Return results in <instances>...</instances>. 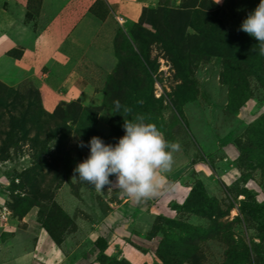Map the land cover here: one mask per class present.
Instances as JSON below:
<instances>
[{
	"label": "rangeland",
	"instance_id": "obj_1",
	"mask_svg": "<svg viewBox=\"0 0 264 264\" xmlns=\"http://www.w3.org/2000/svg\"><path fill=\"white\" fill-rule=\"evenodd\" d=\"M145 2L136 21L110 19L116 61L91 64L89 102L57 103L91 114L54 118L34 79H0L25 93L0 99V264H264V54L240 28L259 0ZM136 117L179 144L157 193L81 180L91 137L115 144Z\"/></svg>",
	"mask_w": 264,
	"mask_h": 264
},
{
	"label": "crops",
	"instance_id": "obj_2",
	"mask_svg": "<svg viewBox=\"0 0 264 264\" xmlns=\"http://www.w3.org/2000/svg\"><path fill=\"white\" fill-rule=\"evenodd\" d=\"M95 2L41 0L26 19L27 0H0V79L10 85L34 79L48 111L60 100L87 102L95 94L91 64L112 68L116 61L110 19L136 21L146 5L104 0L108 13L101 16Z\"/></svg>",
	"mask_w": 264,
	"mask_h": 264
},
{
	"label": "clouds",
	"instance_id": "obj_3",
	"mask_svg": "<svg viewBox=\"0 0 264 264\" xmlns=\"http://www.w3.org/2000/svg\"><path fill=\"white\" fill-rule=\"evenodd\" d=\"M240 28L256 38L264 54V0H259ZM123 127L124 134L115 144L105 143L99 136L91 137L89 155L74 171L97 190L116 187L137 200L155 195L161 184L158 170L170 168L172 153L179 144L166 141L157 126L142 117L125 121Z\"/></svg>",
	"mask_w": 264,
	"mask_h": 264
},
{
	"label": "trees",
	"instance_id": "obj_4",
	"mask_svg": "<svg viewBox=\"0 0 264 264\" xmlns=\"http://www.w3.org/2000/svg\"><path fill=\"white\" fill-rule=\"evenodd\" d=\"M40 2H41V0H27V11H26V14H25V18L26 19H29L30 16L32 15V13L37 11ZM33 3H36V6H34ZM144 9H145V7L142 8L141 14H142V12H143ZM141 14H140V16H141ZM24 94L25 93H23L22 91H19L18 89L7 88L3 84L0 83V99L3 100V101H5V102H6V100L9 101V104H10V100H11V105H13L17 100H21L24 97ZM40 103H41V100H40ZM71 104H76V106H78L79 112H77V113H79L82 116L89 115L93 111H96L95 109L93 110V109H90L88 107H81L80 104L78 103V101L77 102H75V101L74 102H71ZM41 106H42V104H41ZM46 113L49 114L50 116H52L54 118H58V119H60L62 121H64V120L65 121H67V120H71V121L72 120H78L77 119V117H78V114L77 113L76 114H71L68 111H65V112L60 111L59 104H57L52 111H47L46 110ZM9 120H10V132H14V130L16 129L14 127V123H18V122H20V120L23 121V119H20L19 116L15 115V114H11L9 116ZM57 123H59V122H57ZM80 126H82L81 121H80ZM1 142H2V147H4L5 140L2 139ZM3 149L4 148H0V158L3 156ZM54 205H55V203L52 202V207ZM42 227L50 235V237L53 239V241L58 245L59 244V241L52 234V231H51L50 227L48 226V224H46V223L43 222L42 223ZM105 244L106 243H105L104 237L103 236H97V238L95 239V245L99 249H104Z\"/></svg>",
	"mask_w": 264,
	"mask_h": 264
},
{
	"label": "built area",
	"instance_id": "obj_5",
	"mask_svg": "<svg viewBox=\"0 0 264 264\" xmlns=\"http://www.w3.org/2000/svg\"><path fill=\"white\" fill-rule=\"evenodd\" d=\"M116 18H117L118 20L122 19V18H121V17H119V16H117Z\"/></svg>",
	"mask_w": 264,
	"mask_h": 264
}]
</instances>
